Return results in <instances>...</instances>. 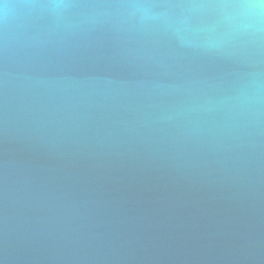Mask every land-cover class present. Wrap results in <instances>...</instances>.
Instances as JSON below:
<instances>
[{
  "label": "water",
  "instance_id": "obj_1",
  "mask_svg": "<svg viewBox=\"0 0 264 264\" xmlns=\"http://www.w3.org/2000/svg\"><path fill=\"white\" fill-rule=\"evenodd\" d=\"M0 264H264V0H0Z\"/></svg>",
  "mask_w": 264,
  "mask_h": 264
}]
</instances>
